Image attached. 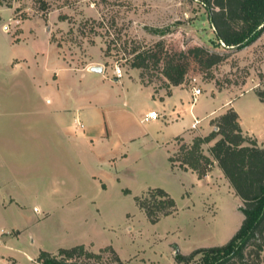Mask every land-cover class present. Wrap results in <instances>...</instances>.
<instances>
[{"label": "rangeland", "instance_id": "1", "mask_svg": "<svg viewBox=\"0 0 264 264\" xmlns=\"http://www.w3.org/2000/svg\"><path fill=\"white\" fill-rule=\"evenodd\" d=\"M0 19L4 29L0 30V65L10 54L7 34L19 41L21 28L27 33L38 30L49 34L63 60L76 68L102 66L111 71L118 65L123 74L136 73L142 84L154 88L192 92L200 88L202 94L218 99L203 101L205 108L218 111L210 121L245 92L244 82L254 84V78L258 84L251 88L264 86V74L259 72L264 68V51L258 48L237 55L238 50L224 46L200 0H0ZM134 63L138 67H132ZM250 97L236 100L235 109L249 134L263 139V111ZM198 134L196 127L187 138H174L169 155L177 154L182 144L190 146ZM211 142L201 146L207 156ZM170 166L159 154L155 168L125 176L120 186L108 182L106 190L95 194L99 208L95 213L84 196L70 201L26 198L22 215L0 216V225L16 223L23 229L17 243L1 249L11 256L6 258L8 264H37L40 250L55 253L57 247L88 240L83 244L86 249L98 252L111 246L125 264H176V249L188 253L225 243L243 219L242 202L228 180L216 173L215 163L207 177L196 181L176 170L177 164ZM120 187H128L130 193L122 194ZM152 187L164 189L176 202V211L155 224L134 201Z\"/></svg>", "mask_w": 264, "mask_h": 264}, {"label": "crops", "instance_id": "2", "mask_svg": "<svg viewBox=\"0 0 264 264\" xmlns=\"http://www.w3.org/2000/svg\"><path fill=\"white\" fill-rule=\"evenodd\" d=\"M21 29L19 41L6 33L10 54L0 65V216L22 215L28 197L70 201L84 196L94 213L99 212L95 194L106 190L108 182L120 186L125 176L155 168L159 154L170 166V142L187 138L194 119L199 120L198 135L211 131L210 119L218 111L203 105L217 98L202 93L193 97L191 89L180 87L167 91L144 85L133 72L116 79L104 67L100 73L89 66L76 68L63 60L49 34ZM263 47L264 30L236 53ZM259 72L264 74L263 66ZM252 80L254 84L244 82L245 92L222 113L233 108L242 133L263 146L264 138L249 134L235 109L236 100L250 95L264 117V102L251 88L258 81ZM153 111L158 116L144 121ZM176 170L198 180L190 170ZM215 171L224 177L216 163ZM122 189L129 188L120 187L123 194ZM22 230L16 223L0 225V264H8L11 257L1 249L17 243Z\"/></svg>", "mask_w": 264, "mask_h": 264}, {"label": "trees", "instance_id": "3", "mask_svg": "<svg viewBox=\"0 0 264 264\" xmlns=\"http://www.w3.org/2000/svg\"><path fill=\"white\" fill-rule=\"evenodd\" d=\"M209 12V21L216 38L224 46L240 50L253 43L264 30V0H200ZM138 67V63L132 64ZM264 102V86L256 90ZM210 124L215 127L205 136H196L192 144H182L177 154L168 161L182 171H192L200 179L213 163L220 168L234 193L242 202L239 210L243 219L236 232L223 244L198 247L188 253L176 248L173 256L176 264H263L264 259V145L244 135L239 116L228 108ZM207 156L202 145L213 141ZM129 194V189H123ZM149 223L176 211V202L160 187L148 188L134 197ZM37 264H125L111 246L93 252L83 244L60 247L55 253L40 250Z\"/></svg>", "mask_w": 264, "mask_h": 264}, {"label": "built area", "instance_id": "4", "mask_svg": "<svg viewBox=\"0 0 264 264\" xmlns=\"http://www.w3.org/2000/svg\"><path fill=\"white\" fill-rule=\"evenodd\" d=\"M112 74L116 79L121 78V76L123 75V70L120 66L118 65H114L113 69H112ZM199 94H201V89L198 87L193 88V92H192V96L196 97ZM158 116L157 112L153 111L150 112L148 114H146L144 116V121H148L149 118H156ZM199 123V120L194 119L193 124L191 125V129H194L197 127V124Z\"/></svg>", "mask_w": 264, "mask_h": 264}, {"label": "water", "instance_id": "5", "mask_svg": "<svg viewBox=\"0 0 264 264\" xmlns=\"http://www.w3.org/2000/svg\"><path fill=\"white\" fill-rule=\"evenodd\" d=\"M90 70L94 71V72H102L103 67L102 66H90L89 67Z\"/></svg>", "mask_w": 264, "mask_h": 264}]
</instances>
